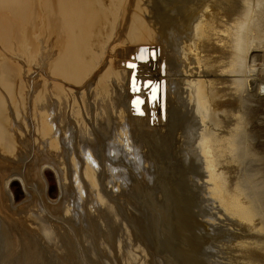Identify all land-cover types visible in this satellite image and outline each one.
<instances>
[{
  "label": "bare ground",
  "instance_id": "obj_1",
  "mask_svg": "<svg viewBox=\"0 0 264 264\" xmlns=\"http://www.w3.org/2000/svg\"><path fill=\"white\" fill-rule=\"evenodd\" d=\"M140 2L141 0H0V46L4 50L3 52H0V264H23L25 263V261L28 260V256H27L28 254L26 253L28 249L32 247V245L29 246L28 242L31 241L30 236L31 238L32 236L34 237L33 233L35 232L33 229H35L36 231V229L43 226L42 224L44 223L43 220L42 221L38 220L41 218L39 216L40 214L37 215L40 211L38 213L34 212V214L37 216V217H34L35 215L33 213L32 214L34 216H32L31 213L28 214L27 211L25 212L24 208H22L21 205L18 204L21 207H18L15 205V200H14L15 193H13L12 182H14L15 180H19L22 184L24 191L28 192L30 191L28 190L29 189L28 187L29 176H27L28 177L27 178L26 175L21 176V177L18 176L17 172H15L16 174L8 173V169H9L8 166H10L9 164L12 163L10 162L11 158L9 156H12L13 154V155H16L17 158L19 159L21 158L20 160H22V157L23 159H25L26 157L28 159V156H26L25 154L27 153L25 152L26 149L24 148V145L22 144L23 142H25V147H28L29 142H30L29 140L30 135L27 136L26 132L23 129L25 126H27L26 121L21 122V125L19 126L18 125L15 126V124H17L16 122H18L21 117L25 116L24 106H25V101L28 97L27 96L28 92L26 93L24 92L25 86H24V82L21 80V72H20L19 65L16 64L15 61L14 62L11 61L8 58L7 54H6L7 56H5L4 54L9 50L8 48L12 49L13 45L19 47L18 45L22 46L21 44H23V46L27 45L31 51L32 47H34V42L32 40L33 33H36V34L43 33L47 35L46 37L51 38L53 42L51 44H53V48L55 47L56 52H55V57L49 58L47 63L45 64L44 68L47 69V73L45 70L44 71L41 70L40 74L36 73L40 77V75L43 72L44 73L43 75L45 77L41 76L44 82H42L43 85L40 84L42 86L38 88L37 91L32 96L33 100L31 99L32 105L30 104L29 112H31V115H32L33 124L31 123V125L34 126V130H33L34 131L33 133H35L34 136L36 137L37 141L42 140L44 142L46 141V143H45V147L42 148L45 151L43 150L44 152L41 154L44 159L43 162L42 161L39 162V160L38 159L36 160V158L31 163L26 161L28 162L26 169L29 170V173L27 175L31 173L33 175H30V176H34V173L36 172L35 176L33 177L35 178L36 174L40 173V169L42 170V165L40 166L39 163L41 164L44 163L45 159H49L50 161H52L53 160V149L52 148H54L55 146H58V144L56 145L57 142L55 143L56 140L54 141V138H52V134H53L52 126L54 123L52 121L49 122V119L51 118H47L49 116L47 115L45 111L39 114L38 112H36V109L38 106H40L41 103H44L47 99H54L56 101V104L62 105V106L67 104L65 103L66 100L68 99L67 97H71V99L74 102V96L72 95L74 91L67 89L69 87L70 88L74 87L75 89H78L80 87L92 85V90L90 89L91 92L93 91L95 92V95H100V96H103L105 94L106 98L109 99L110 103L108 105L114 116H116L117 118L119 116L122 120L123 119L125 120L126 118L128 120L127 122L128 125L130 124L131 125L130 127L134 128L133 130L137 129V131L142 132L143 136L147 138L149 137L152 139H153L152 136L158 137V135H160L159 134L160 131L161 132L163 131L162 132L163 134L161 135H164V137L172 133L175 135V132L177 135V130L179 132V130L181 129L180 128L181 126H180V122L177 125L178 120L176 119L179 118L178 115L182 111L177 115L175 108L181 105V101L186 100L191 108V111H189V113L192 112V114H195L199 121V122H196L197 125H195V128L198 126V123H200V125L196 129H194L195 131H197V134H195L194 131H191L192 128L194 127V124H192L191 126L192 128H190L191 129L190 131L192 133L194 132V134H191V135H194L195 139L191 138L189 142L191 140H195L193 142L195 144L194 147L196 148L197 152H195L196 153L195 154V153H192L191 150H189V148L191 147L194 148L192 144H191V147H188L189 145L186 147L185 145L186 148H184V145H183L184 143L182 142L183 144H180V147L181 149L183 148L184 149L180 151L181 153H177V150L175 147L176 151H173L172 155L177 157V158L176 157L174 158L175 159L174 163L178 166L176 167L178 168L177 175L179 176L181 175L180 178L178 179L183 181L182 183L184 182L186 183V181L194 183L195 178L193 179V176L195 175V173L192 174V172L194 171L190 169L191 167L189 165H191V163H193L195 160L196 162L199 160V165H200L199 169H198V166L195 164V162L193 164L194 166L196 165V167L194 166L193 167L196 168L195 171L197 170L196 172H198V176H197L198 181L196 180V182H198L199 186L195 184L196 182L194 183V185H196L199 189L195 191L193 189V187L195 186L192 185L191 191H194L193 195H197L196 197L197 203L195 204L196 209L194 210L193 213H192L193 210L189 211L188 208H187V211H184L186 207L184 208V210H182L181 206L179 205V204L184 205L185 203H186L185 205H187V202L190 201L189 196H188L189 199L187 197L184 199L181 198V196L183 195L185 196H187V194L190 195V192H189L190 188L188 189L186 187V189H184V186L183 187L180 186L179 188H176L175 186L169 185V187L166 188L165 190L166 192L163 190V193L165 192L164 194H166L165 196H167V198L170 197L171 198L170 200H173L175 209L172 208L173 209L172 212L174 213V210H175V219L177 221V223L174 222L175 225L172 226V228L170 227L172 230L170 231L169 239H167L166 242L174 246L173 244L175 240L177 239L176 236L182 237L183 235V237L180 238L182 243L179 247L180 249L178 248L179 249L178 254L188 253L187 250L190 249V247L192 246L191 250H193L194 252L196 251L197 253L196 254L197 256H195L197 258H195V260L197 259V262L198 263L200 262L201 264H218V263L221 264V261L224 262L223 259H226V262L230 260L233 263L240 262V264H263L264 263L263 262L264 261L263 260L264 259V180L263 182L260 181L259 179L260 177L258 178L259 181L258 179L256 180L257 174H259L260 172L258 173L256 171L255 173L257 174H255L252 171L253 170L252 169L251 173L250 172L247 173L245 169L246 166L243 169L238 166V163H236L237 161L241 160V159L238 160V158H245L246 160V156H249L250 153H248L249 152L248 147H247V150H248L247 152H246V149H244L245 144L243 145L242 140L240 139L239 141L236 138V136L240 134V126H241L240 125L241 119L240 118H239L240 120L237 119V115H238L237 112L239 110L236 112V110H234L233 108H230L224 105V102H227L226 99L233 97L235 94H236L235 96L238 95L237 97H239L237 98L239 100V104L242 105L244 103L246 105L247 104L246 102H248L247 100H249V98H251V96L253 95L252 89L245 88L247 84V80H248L247 76L245 75L246 73L242 75L243 78L241 79H238L236 77H238L239 73L242 74V72H245L244 71V69L246 68L245 61H246L248 52L254 48L255 49L264 48V41L262 40L264 39V0H205L204 3H202L201 5L192 6L187 11H185L184 14L179 17L176 24L172 23L171 17H173L174 15V12H173L174 10L172 7H170L166 11H160V12L155 11L156 14L154 13V17L151 19V23L149 25L146 24V22L143 20L141 16L142 14H140V10H141ZM256 5L260 6L259 10H255L254 7ZM152 9L154 8L152 7ZM142 13L144 14V12ZM126 22H128V25L127 26L125 25V30L123 31V26ZM113 30L115 31L114 39L112 41H109L110 36H111L110 34L112 33ZM167 32H169L171 35H169V33ZM177 33L179 35L178 37L181 38L180 42L178 43L179 48H175V47L171 48V45H169L170 43L169 37L173 38L175 34ZM44 42H45V38H44ZM138 44H141L144 47L137 49L136 54L145 60V64L138 67L137 76H135V78H132L130 80V86H129L128 76L131 72V69L130 68L127 69L124 64H125V61L129 60L130 58L131 49L135 45H138ZM152 46L154 48L158 46L159 52H158V56H156L155 52L154 53L152 52L150 54V58H151L150 59L148 55V49L152 48ZM26 53H27L26 55L29 58L30 52L29 54L28 52ZM161 61H164V67H165V75L163 77V80L165 81L164 83V89H165L164 118H162L160 114L158 101L155 100V97H156L155 92L152 91L148 97L147 95H145V93L142 90V87H143L142 78L145 75V73L148 74L149 77L154 79L150 83V86H152V88H154L155 90L156 88L155 81L159 82L161 79L155 69H156V66L160 65ZM26 62L30 63L29 61H26ZM173 62L175 63L177 62V64L174 65ZM151 66L154 67V71L151 69ZM27 71L25 73H27ZM208 74H216L218 77L221 74H227L228 79H225L224 78L225 76L224 77L222 76L224 79H222L221 76L218 79H215V78L211 79L212 77L208 79L206 76ZM239 77L241 76L239 75ZM46 78L49 79V81ZM47 85H49V88ZM106 98L104 99L107 100ZM93 99H96V98H93ZM100 99H103V97ZM237 99H236V102L238 104ZM75 101L77 103L76 99ZM80 101H81V98H80ZM84 101L86 102V100ZM144 101H146V103H144V105L141 107ZM233 102L235 103V101H232V103ZM97 103L100 104V102H97ZM73 104L75 105V103ZM82 104H83V101H82ZM92 104H93V100H92ZM243 110H246V109H243ZM74 114L75 113L73 112L72 115ZM130 114L136 115V117L131 116ZM81 115L82 114H80V116ZM76 116L77 114L74 115V117ZM195 117L192 118V120L195 119ZM76 118H78V116ZM92 118H94V116ZM149 119H151V121L153 122L154 124L153 126L149 125ZM230 119H234V121L232 122ZM175 120L176 122H174ZM228 120L230 121L228 122ZM12 122L15 128L17 129H14V126H12L11 124ZM184 122L186 121L184 120ZM123 124H124L123 126L126 125L125 123ZM186 124H188V121L186 122ZM123 126L122 128H124ZM187 130H185V134ZM120 134L121 133L119 132V137H118L119 139L121 138ZM181 134L182 133L179 132V135L176 136L178 137L176 138V143L177 142L179 143L182 139L186 138V136L184 135L181 136ZM84 135L86 134L84 133ZM149 135H152V136H149ZM188 135L190 136V134ZM170 136L168 137L170 138ZM241 136L240 138H242ZM161 137L163 138V136ZM246 138L247 137H245V139ZM167 140L168 139H166V141ZM126 141H127V138H126ZM160 141L161 140H159L158 142ZM32 142L34 144L35 142L34 137H32ZM156 142H157V139H156ZM42 143L43 142H41L40 144ZM120 143H122L121 140L118 141V144L120 145V148L123 153L125 152L126 144L128 148L131 147L128 144L129 142L125 143V140H124L125 144L123 143V145H121ZM166 143L167 142H165V144ZM42 145H44V143ZM85 145L86 144H84L83 146ZM20 148L22 149L24 148L25 153L22 152ZM131 148L129 149L131 150ZM85 151L86 153H88L87 148H85ZM165 151H168V150H165ZM236 151H238L239 154L238 153L236 154L235 153ZM126 153H127V149H126ZM164 153H165L164 155H166V152ZM128 154L130 156H133V159L135 158L134 157L135 154L132 155V152L131 154L130 153ZM156 154H158V152ZM84 157L85 156H83V159ZM88 157L89 159H91V162H88L87 160L85 161L84 159L83 161L85 162L80 164L81 165L79 169L80 176L77 177V187L81 186L83 188V182L88 183L89 186L88 187L86 186L87 187L86 190L88 193H90L89 197L91 196V199L92 197L95 198V201L97 203L98 202L102 203V200L97 194V189H96V184H95L96 182L94 178L95 172L93 171V166H94L93 162L95 161L93 160L92 153L91 154L88 153ZM154 157H157V156H154ZM127 158H129V156ZM167 158L169 157L167 156ZM189 158L195 159V160H193V162L191 161V163L189 164L188 163ZM108 159L109 158H107V160ZM17 160L15 162H17ZM167 160L169 161V159ZM247 160L249 162V159ZM109 161L111 160L109 159ZM180 161L181 162L183 161V162L180 163ZM45 162H48V161L46 160ZM76 162H78V160ZM111 162H108V163H111ZM243 162L240 161V164L242 163V166H243ZM235 164H237L238 168H240L241 170L235 167ZM109 166L111 165L109 164ZM187 166L189 167L186 168ZM11 167L13 166L11 165ZM113 167L115 168V166ZM200 168H201V171H200ZM249 168L250 167H248V169ZM239 171H240V174H239ZM248 171H250V169ZM253 174H255L256 178H254L255 176ZM30 179H32V177ZM37 180H34V181H36L37 183ZM41 182L43 183L42 180ZM41 182H40V186L42 185ZM190 184L191 183H189V186ZM187 189H188V192H187ZM159 192H161V190ZM31 194L32 193H30V196H32ZM40 195L42 196V194ZM179 195H181L180 198L182 201L179 200L180 199ZM161 196H163V194H161ZM167 198L164 197L163 200L162 198L160 199L163 202L164 199L167 200ZM31 199L33 198L31 197ZM27 202L28 201L26 200V203ZM29 205L30 204H28V206ZM166 205H167V202H166ZM108 206L110 205L103 206V207H106L104 208L106 211V217H108L110 215L109 213L112 212ZM165 208L167 209V206ZM157 213L159 214V212ZM162 213H163L162 215L165 216L164 211H162ZM51 214L52 212L49 215ZM172 214H170L171 217H172ZM38 216L40 218H38ZM153 217H155L153 218L155 221H158L156 220V216H153ZM150 218H151V215H150ZM167 218L168 217H166L165 219ZM54 219H55V216H54ZM38 221H40L41 224H39L40 222L38 223ZM34 223H36V227H34L35 226ZM45 223H49V222L45 221ZM38 225H41V226L38 227ZM229 226H231L232 230L231 228H227ZM43 227L45 229V227H48V224ZM217 227H223L225 229V232L232 231V233L226 234L224 233V231H220L219 229L217 230ZM118 228L120 229L119 223L116 221L115 222L111 221L109 222V229L107 233L109 234V236L113 237V233L116 234L118 232ZM156 228H158V231H160L159 230L160 226L159 227L157 226ZM156 228L154 229L151 228V232L154 230L157 231ZM52 230L54 229L52 228ZM54 231L56 232V230ZM146 231L144 232V234L146 233ZM49 232L50 230L48 231V234ZM55 232L51 231V233H55ZM57 232H56V235H57ZM157 232H154V233H157ZM186 232L189 234L186 235ZM259 232H262L263 234L260 236ZM153 234L152 236L157 238ZM161 234H162V231H161ZM163 235L165 234L163 233ZM150 236H151V233H150ZM166 236L168 235L166 234ZM64 237L66 238V235ZM55 238L56 237L54 236V239ZM122 238L118 237L119 240ZM164 238H163V241H164ZM151 239L153 238L151 237ZM26 240H30V241L27 242ZM59 240L61 241V239ZM34 241H37V240H34ZM195 241L198 243L197 248H196V245L194 246ZM108 243H109V240H108ZM118 244L120 245V243ZM164 245L165 243H163V247L161 249L164 248ZM188 245L190 247H188ZM128 247L129 246H127L125 249L126 254H124L123 251H122V255L120 254L122 258V263L120 262V264H145L143 260L144 258L142 259L143 255L142 257H139L138 255L139 253H141V251L139 250L138 252L136 248V250L132 249V252H131V249L127 250L130 248ZM159 247L161 246L159 245ZM201 247L203 249H201ZM167 252H165V254ZM192 253L193 252H191L190 254ZM168 256L166 255V258ZM190 256L191 255H188L189 258ZM183 257L180 259H183ZM189 258L187 260H189ZM154 260L156 259L154 258ZM166 260H168V258ZM236 260L238 262H236ZM189 261L185 262L183 260L185 264L188 263Z\"/></svg>",
  "mask_w": 264,
  "mask_h": 264
},
{
  "label": "rangeland",
  "instance_id": "obj_2",
  "mask_svg": "<svg viewBox=\"0 0 264 264\" xmlns=\"http://www.w3.org/2000/svg\"><path fill=\"white\" fill-rule=\"evenodd\" d=\"M204 1L203 0H141V2H140V4H141L140 6L141 7L139 6L140 9H141L140 10V14H142L141 16H142L143 20L146 22V24L149 25L151 23V19L154 17V13L156 14V12L166 11L167 9L172 7L173 10H174L173 11L174 15H173V17H171V20H172L173 24H176L177 20L179 19V17L182 16L185 11H187L192 6L201 5L202 3H204ZM152 7L154 9H152ZM259 7H260L259 5H256L254 8H255V10H259ZM142 12H144V14L146 12V14L144 15ZM254 17H256V16H254ZM125 25L127 26L128 22H126L124 24L123 31L125 30ZM167 33H169V32H167ZM35 35H37V36H35ZM110 35H109L110 36L109 41H112L114 39L115 31L113 30ZM169 35H171V34L169 33ZM46 36L47 35H45L43 33L42 34L33 33L32 34V40L34 42V47H32L31 51H30V48L27 45L23 46V44H21L24 48L22 46H20V45H18L19 47L13 45L12 49L8 48L9 50L6 53L4 52L5 56L8 55V58L11 61H13V62L15 61L16 64L19 65L20 72H21V80L24 82V86H25L24 92L25 93L28 92V94H27V96H28L27 99L28 100L26 99L25 106H24L25 107V116L21 117L19 119V121L16 122L17 124H15V126L16 125L19 126V125H21V122L26 121V125L27 126H25L23 129L26 132L27 136L30 135L29 136L30 142H29L28 147H25V142H23L22 145H24V148L26 150L24 148L23 149L20 148V150H22V152H24V150H25V152H27V153H25V152L24 153L26 154V156H28V159H27V157L26 158L24 157L25 159H23V157H22V160H20L21 158L19 159V158L16 157V155H13V154H12V156H9L12 159L11 160L9 158L10 162H12V163L9 164L10 166H8V168H9L8 169V173L16 174L15 172H17V175L20 176V177L24 176V175H26V177L29 176V180H28L29 189L28 190H30V191H28L29 194H28V192H25L23 187H22V184H21V182L19 180H15L14 182H12L13 193H15V198H14L15 205L18 206V207L22 206V208H24V211L25 212L27 211L28 214L29 213H31V214L33 213L34 214V212L38 213L40 211L37 215L40 214L39 216L41 218L38 216V218H40L38 220H41V221L43 220L44 223H45V221L50 223V224L49 223H45V224L43 223L42 224L43 226L48 224V227H45V229L41 225H38V227H40V226L41 227L36 229V231H35V229H33L34 232H35V233H33L34 237L32 236V238H31V236H30V240L31 241L30 240H26L27 242L30 241V242H28V244H29V246L32 245V247H30L28 249V251L26 253V254H28L27 255L28 256V260H26L25 263H23V264H50V263L51 264H120V262L122 263V258H121L122 251H123L124 254H126L125 249H126L127 246L130 247V248L128 247L129 249H127V250L131 249V252H132V249L136 250V248H137L138 252L140 250L142 254L141 253H139V254L137 253V254L139 255V257H142V255H143L142 259L144 258L143 260H144L145 264H171V263L172 264H182V263L185 264V262L189 261L190 259L191 260L188 263H186V264H191V263L192 264H196V263H198L197 259L195 260V258H197V257H195V256H197L196 255L197 253H196V251L194 252L193 250H191L192 246L190 247L188 245V247H190V249L187 250L188 253H185V254L180 253V254H178V250L180 249L179 247H180V245L182 243L180 238H182L183 235H182V237L176 236L177 239L175 240L174 244L171 242L174 246H172V245H170V244H168L166 242L167 239H169V235H170V231L172 230L171 229L172 226H174L175 223H177V221L175 219V210H174V213L172 212L173 209H175L174 208V204H173V200H170L171 198L170 197L167 198V196H165L166 194H164L166 192L165 191L166 188H168L169 185L175 186L176 188H179L180 186H182V187L184 186V189H186V187L188 189L190 188V190H189L190 195L189 194H187V196H185V195L181 196L182 194L179 195V198L181 196V198H183V199L186 198V197L189 199V197H190V201L187 202V205H185L186 203L184 205L179 204L181 206L182 210H184V208L186 207L184 211H187V208H188L189 211L193 210L192 211V213H193L194 210L196 209L195 204L197 203L196 202L197 195H193L194 191H191V190H192V185H194V183L198 179V177H197L198 176V172H196L197 170L195 171L196 168H194V167H196V165H197L198 169H199V167H200L199 160L196 162L195 159H190V158H189L190 160L188 159V163L189 164L191 163V161L193 162V160H195L194 161L195 164H196L195 166L193 165L194 162L191 163V165H189L191 167L190 169L192 171H194V172H192V174L195 173V175H194L195 177L193 176V179L195 178L194 179L195 180L194 183L193 182H187V181H186V183L185 182L182 183L183 181L178 179V178H180L181 175L180 176L177 175L178 174V168H176V167H178V166L174 163L175 162L174 158L176 156L172 155V152L176 151V150H177V153H181L180 151H182L188 145H189L188 147H191V144L193 145V147L195 146V144L193 142L195 140H191L190 142H192V143H190L189 140L191 138L195 139V136L191 135V134H194V132H195V134H197V131H195L194 129H196L200 125V123H198V126L195 128V125H197L196 122H199V121H198L197 116L195 114H192V112L189 113V111H191V108H190V106H189V104L187 103L186 100L181 101V105L179 107L177 106L175 108V110L177 112V115L182 111L178 115L179 118L177 117L178 119H176V120H178L177 121V125L180 122V126H181L180 128L181 129L179 130V132L182 133L181 136L182 135L186 136V138L182 139L179 143L178 142L176 143V138H178L176 136L179 135L178 130H177V135H176V132H175V135L172 133L173 135L170 134L172 136L167 135V136L164 137V135H161V134H163L162 133L163 131L162 132L160 131L159 134L161 136H163V138L160 135H158V137H154L152 135H149V136H152L153 139L149 138V137L147 138V137L143 136L142 132L137 131V129L133 130L134 128L130 127L131 126L130 124L128 125V123H127L128 120L126 118H125L126 121L124 119H123L124 120L123 121L119 116H118L119 119L116 116H114L112 114V112H111V109H110L109 105H108L110 103L109 99L106 98L105 94L103 96H100V95H95V92H93V91L91 92L92 85L80 87L78 89H75L74 87H71V88H73V89H71L69 87L67 89H70V90L74 91L73 94H72L74 96V102L71 99V97H67L68 101L66 100L65 103H67V104L64 105L65 106L64 107L62 105L56 104V101L54 99H47L44 103H41L40 106H38V107L36 106L37 109L35 108L36 112H38L39 114H41L42 112L45 111L47 113V115L49 116L47 118H51V119H49V122L52 121L54 123L53 126H52V128H53L52 129V133H53L52 134V138H54V141L56 140L55 143L57 142L56 145L58 144V146H55L54 147L55 149L52 148L53 149V160H52L53 163L49 159H45V161L47 160L48 162L44 161V163H42V164L39 163L40 166L42 165V170L40 169V173L36 174L35 178H33V177L35 176L36 172L34 173V176H30V175H33L31 173L29 175H27L29 173V170L26 169V167L28 165V162L31 163L35 158H36V160L38 159L39 162H41V161L43 162V160H44L43 156L41 154L45 151L42 148L45 147L46 141L45 142L42 141V140L37 141L36 137L34 136V134H35V133H33L34 132L33 131L34 130V126L31 125V123L33 124L32 115H31V112H29V111H30V104L32 105V101H31V99L33 98L32 96L37 91V89L40 88L43 85L42 82H44V80L42 79V77H45L43 75L44 73L42 72L40 77H39L38 74H40L41 70H43V71L45 70L46 73H47V69L44 68L45 64L47 63L49 58L55 57L56 50H55V47L53 48V44H51V43H53L52 39L49 38V37H46ZM178 36L179 35L177 33V34H175V36L173 38L169 37V40H170L169 45H171V48L172 47L179 48L178 43L180 42L181 38H179ZM44 38H45V42H44ZM182 39H183V37H182ZM262 40L264 41V39H262ZM35 45H37L38 47L35 46ZM1 49H2V51H1ZM3 51H4L3 48L0 46V52H3ZM26 52H28V54L30 52L29 58L26 55L27 54ZM31 59H32V61H31ZM26 61H29L30 63H28ZM173 63H174V65L177 64V62L176 63L173 62ZM245 64H246V68L244 69L245 72H242V74L239 73V75L241 77H239V75H238V77H236V78L241 79V78H243L242 75H244V73H246L245 75L248 78V80H247L248 86L246 84L245 88L252 89V94H253L251 96V98H249V100H247L250 103V105H249L248 102H246L247 103L246 105L243 103L244 104V105L242 104L243 106L241 104H239V100L237 99L239 97H237L238 95L235 96L236 94L233 96L235 98L230 97L229 99H226L227 102H224V105H226V106H228L230 108H233L234 110H236V112L239 110L237 112L238 115L240 114L239 116L237 115V119L238 120L241 119L240 120V125L241 126L239 125L240 126V134L239 135L240 136L242 135L241 136L242 138L245 135H246L245 137H247L246 139L244 137L243 138L244 141H243V139L240 138L239 135H238L239 138H238V136H236V138L239 141H240V139L242 140L243 145L245 144L244 145V149H246V152L249 150L248 153H250L249 156H246V160H245V158H238V160L239 159H241V160L237 161L236 163H238V166L240 168H243V169L246 166L245 169H246L247 173H249V172L251 173L252 169H253L252 171L254 173L256 171L258 173L260 172L261 174L260 173L259 174L255 173V174H257V178H256L255 174H253V175L255 176L254 178H256V180L260 177L259 178L260 181L263 182V180H264V48H260V49L259 48H256V49L254 48V49L250 50L248 52V54H247ZM248 70H249V72H248ZM26 71H27V73H25ZM36 73H38V74H36ZM206 76H207L208 79H210L211 77H212L211 79H214V78L218 79V78H220V76H221L222 79H224V78L228 79L227 74H221V75H219V77L216 74H208ZM222 76L223 77L225 76V77L223 78ZM39 78H41L42 80L39 79ZM47 80L49 81V79H47ZM40 84H42V85H40ZM47 86L49 88V85H47ZM86 87H88V88H86ZM81 89H83V90H81ZM89 92H90V94L91 93L92 94L90 95ZM81 94H83L84 97ZM78 96H80V97H78ZM92 97L96 98V99H93ZM102 97H103V99H100ZM80 98H81V101H80ZM104 98H106L107 100H105ZM69 99H70V101H69ZM75 99L77 100V103H76ZM236 99L238 100L239 106H238V104L236 102ZM84 100H86V102ZM89 100H90V102H89ZM92 100H93V104L94 105L92 104ZM82 101H83V104H82ZM232 101H235V103L234 102L232 103ZM94 102H96V103H94ZM97 102H100V104L97 103ZM8 103H9V101H8ZM73 103H75V105ZM42 104H44V105H42ZM26 105H27V107H26ZM71 105H72V107H71ZM240 105H241V107H240ZM74 107H75V109H74ZM38 108H39V110H38ZM57 108H58V110H57ZM242 108L246 109V110H243ZM40 110H41V112H40ZM71 110L75 113L74 115L77 114L78 118H76L77 116L74 117V115H72L73 112ZM80 110H82V111H80ZM79 112H80V114H82L81 116H80ZM93 116H94V118H92ZM97 117H98V119H97ZM115 117H116V119H115ZM194 117H195V119L192 120V118H194ZM80 118H81V120H80ZM186 118H187V120H186ZM85 119H87V120H85ZM76 120H77V122H76ZM176 120L174 122H176ZM184 120L186 122L188 121V124H186V122H184ZM230 120L232 122L234 121V119H230ZM230 120H228V122ZM28 122H30V123H28ZM181 122H182V124H181ZM78 123H80V124H78ZM123 123H125V124L127 123V124L125 126H123L124 125ZM11 124H12V126H14L13 122ZM59 124H60V126H59ZM192 124H194L193 128L191 127ZM186 125H188V126H186ZM15 126H14V129H17V128H15ZM22 126H23V124H22ZM122 126L124 128H122ZM183 128H184V130H183ZM190 128H192V130ZM30 129H31V131H30ZM187 129H189V130H187ZM185 130H187L186 134H185ZM190 130L194 131V132L192 133ZM122 131L124 132V134H123ZM135 131H136V133H135ZM119 132L121 133L120 134V137H121L120 139L118 138L119 137ZM84 133L86 135H84ZM155 134H157V133H155ZM188 134H190V136ZM168 136H170V138ZM32 137H34V140H35V142L37 144L35 142L33 144ZM126 138H127V141H126ZM57 139L59 140V142H58ZM156 139H157V142L159 140H161L160 141L161 143L160 142L157 143ZM166 139H168V140L171 139V140H169V141L167 140L166 141ZM116 140H118V141L121 140V142H122V143H120L121 145H123L124 140H125V143L129 142L128 143L129 146L132 147V148L129 147V148H131V150L127 147V144H126V147L124 145L125 152L123 153L121 148H120V145L118 144V141H116ZM153 140H155V141H153ZM41 142H43L44 145H42L43 143L40 144ZM114 142H115V144H114ZM165 142H167V143L165 144ZM185 142H186V144H185ZM84 144H86V145L83 146ZM180 144L184 145V148L182 147L183 149H181ZM169 145H170V147H169ZM185 145H186V147H185ZM162 146H164V147H162ZM171 146L173 147V149H172ZM106 147H107V149H106ZM118 147H119V149H118ZM152 147L153 148L155 147L157 150L155 148L153 149ZM175 147H176V150H175ZM247 147H248V150H247ZM85 148L88 149L87 152L89 154L92 153L93 160L95 161V162H93L94 166L92 165L93 166V171L95 172V173L94 172L93 173L95 174L94 178H95V182H96L95 184H96L97 194L100 197V199L102 200V203H99V202L97 203L95 201V198L92 197V199H91V196L89 197L90 193H88L87 190H86L87 187L89 186L88 183H84L83 182V188L81 186L77 187V177L80 176V173H79V169L81 167L80 164H82L86 160L88 162H91V159H89L88 153H86ZM191 148H189V150H191L192 153L197 152L195 147L192 148V149ZM32 149L34 150V152H33ZM126 149H127V153H126ZM165 150H168V151H165ZM193 150H195V151H193ZM238 151H239V149H238ZM238 151H236L235 153L237 154ZM131 152H132V155L135 154L134 155V157H135L134 159H133V156H130L128 154V153L131 154ZM157 152H158V154H156ZM164 152H166V155H164L165 154ZM28 153H30V154H28ZM81 154L82 155L84 154L83 156H85L84 157L85 161H83L84 159H83V156ZM69 155H70V157H69ZM109 155H110V157H109ZM128 156H129V158H127ZM154 156H157L158 158L154 157ZM167 156L169 158H167ZM105 157H106V159H105ZM163 157L164 158L166 157V158L164 159ZM15 158H17L18 160L15 159ZM107 158H109L115 165L111 161H109V159L107 160ZM167 159H169V161ZM247 159H249V162H248ZM16 160H17V162H15ZM77 160H78L79 163L76 162ZM146 160H147V162H146ZM26 161H28V162H26ZM69 161H71V162H69ZM165 161H167V162H165ZM240 161L241 162L244 161L243 162V166L244 167L242 166V163L240 164ZM245 161H246L247 164L245 163ZM49 162H51V163H49ZM108 162H111V163H108ZM182 162L180 161V163H182ZM104 163H106V164H104ZM67 164H69V165H67ZM95 164H96V166H95ZM109 164L111 166H109ZM118 164H120V165H118ZM11 165L13 167H11ZM247 165H248V167H250L249 168L250 171H248L249 169H248ZM113 166H115V168L117 170ZM189 166H187L186 168H188ZM238 166H237V164H235V167L238 168ZM192 167H193V169H192ZM61 168H63V169H61ZM240 168H238V169L241 170ZM26 170H27V172H26ZM68 170H70L71 172L68 171ZM200 171H201V168H200ZM237 173H238V171H237ZM239 174H240V171H239ZM128 175H129V177H128ZM31 177H32V179H30ZM176 178H177V180H176ZM261 178H262V180H261ZM33 179L34 180L39 179L40 181L37 180V183H36V181H34ZM259 179H258V181H259ZM41 180L43 181V183L41 182ZM102 181H104V182H102ZM40 182L42 183L41 186H40ZM189 183H191L190 184L191 187L189 186ZM195 184L197 186H199L198 182H196ZM196 185H194V186L197 187ZM115 187H116V189H115ZM195 187H193V189L195 191H197V189H199V188L198 187L195 188ZM163 188H165V189H163ZM159 189L161 190V192H159L160 191ZM188 189H187V192H188ZM163 190L165 191L164 193H163ZM103 191H104V193H103ZM79 192H80V194H79ZM26 193H27V195L29 197L26 195ZM30 193H32L31 194L32 196H30ZM40 194H42V196ZM161 194H163V196H161ZM78 196H79L80 200H79ZM87 196H88V198H87ZM114 196H115V198H114ZM31 197L33 199H31ZM164 197L167 198V200L164 199V201L167 202V205H166V202L163 201L164 204L162 202ZM160 198H162V200ZM181 198L179 199L180 201H182ZM62 199H64V200H62ZM26 200L28 201L27 203L30 204L29 206L26 203ZM24 201H25V203H24ZM191 201L194 202V203H192ZM21 202H23V203H21ZM83 202H85V203H83ZM94 202H96L97 204L94 203ZM169 203H170V205H169ZM18 204L21 205V206H19ZM100 204H102V205H100ZM103 204L106 205V206L110 205L108 207H109V209L112 212L110 211L111 213H109L110 215L108 217H106V211L104 209L106 207H103L104 206ZM155 204H157L158 206L155 205ZM46 205H48L49 208ZM96 205H98V206H96ZM161 205H162V207H161ZM165 205L167 206V209L165 208L166 207ZM26 206H28V207H26ZM93 206H95V207H93ZM32 208L34 209V211H33ZM36 208H37V210H36ZM30 209H32V210H30ZM47 209H48V211H47ZM49 209H51V210H49ZM28 211H30V212H28ZM50 211L52 212L53 215L52 214L49 215L51 213ZM162 211H164L165 216L162 215L163 214ZM157 212H159V214ZM152 213H153V215H152ZM33 214H32V216L35 215V214L34 215ZM155 214H157V215H155ZM170 214H172V217H171ZM150 215H151V218H150ZM158 215H160V216H158ZM51 216H53V217H51ZM54 216H55V219H54ZM119 216H121V217H119ZM153 216H156V220H158L160 222L155 221L153 219L155 217H153ZM34 217H37V216L35 215ZM161 217H163V218H161ZM164 217L165 218L168 217V218L165 219ZM113 218H115V219H113ZM44 219H46V220H44ZM108 221L109 222H111V221L115 222L116 221V222L119 223V226H120V229L118 228V232L116 234L113 233V237L109 236V234L107 233V231L109 229V222ZM163 221H164V223H163ZM39 222L40 221H38V223ZM34 224H35L34 227H36V223H34ZM39 224H41V222ZM156 225L158 227L160 226V228H161V229L159 228L160 231H158V228H156L157 227ZM52 228L54 230H56V232L58 231L57 235H56V232L54 230H52ZM145 228H147V229H145ZM151 228H153V229L156 228V230L158 232L155 231V230L151 232ZM227 228H231V226H229ZM218 229L220 231H224V233H226V234L232 233V231L231 232H225V229L223 227H217V230ZM45 230H47V231H45ZM49 230H50V232L48 234ZM231 230H232V228H231ZM51 231L55 232V233H51ZM59 231H61V232H59ZM145 231H146L145 234L148 235V236H146L144 234ZM161 231H162V234H161ZM39 232H41V233H39ZM44 232H46V233H44ZM154 232H157V233H154ZM59 233H60V235H59ZM123 233H125V234H123ZM150 233H151V236H150ZM163 233L165 235H163ZM35 234H37V235L39 234V235L37 236ZM47 234H48V236H47ZM53 234L56 237L55 239H54ZM152 234L155 235L157 238L153 237ZM166 234L168 236H166ZM187 234H189V233L186 232V235ZM262 234H263L262 232H259L260 236ZM63 235L64 236L66 235V238L68 240ZM40 237H41V239H40ZM118 237H120V238L123 237V238L120 239L121 240L120 241L118 239ZM151 237L153 239H151ZM48 238H50L51 240L48 239ZM106 238H107V240H106ZM163 238H164L165 242L163 241ZM59 239H61V241ZM34 240H37V241H34ZM108 240H109V243H108ZM176 242H177V244H176ZM118 243H120V245ZM121 243H122V245H121ZM163 243H165V245L170 250L165 245H164V248L161 249L163 247ZM155 245H157L158 247L155 246ZM159 245L161 247H159ZM195 245H196V248H197L198 243L196 241L194 242V246ZM170 246L172 247V249H171ZM50 247H52V248H50ZM63 248L65 249V251H64ZM157 249L160 250V251H158ZM201 249H203V248L201 247ZM165 250H167L168 252L165 251ZM107 251H109V252H107ZM173 251H174V253H173ZM42 252H43V254H42ZM165 252H167V253L165 254ZM191 252H193V253L190 254ZM158 255L160 256V258L161 257L162 258L160 259ZM166 255L170 256V257L169 256L167 257L168 260H166L167 259ZM188 255H191L190 258L188 257ZM192 255H193V257H192ZM156 256H158V257H156ZM174 256H175V258H174ZM183 256H185V257H183ZM186 256H187V258H186ZM176 257H177V259H176ZM182 257H183V259H180ZM111 258H112V260H111ZM154 258L156 260H154ZM188 258H189V260H187ZM51 259H52V261H51ZM178 259H180V260H178ZM183 260L185 262H183ZM223 260H224V262L221 261V264H226V263L227 264H229V263L232 264L233 263L230 260H228L227 262H226V259H223ZM236 262H238V261L236 260ZM238 263L240 264V262H238ZM238 263H235V264H238ZM198 264H201V263L199 262Z\"/></svg>",
  "mask_w": 264,
  "mask_h": 264
},
{
  "label": "water",
  "instance_id": "obj_3",
  "mask_svg": "<svg viewBox=\"0 0 264 264\" xmlns=\"http://www.w3.org/2000/svg\"><path fill=\"white\" fill-rule=\"evenodd\" d=\"M144 46L141 44L135 45L132 49H131V55L129 60L125 61V67L128 69H131V72L128 76V83L130 86V80L132 78H135V76H137V71H138V67L141 65L145 64V60L142 59L139 55L136 54V50L143 48ZM156 53V56H158V52H159V48L158 46H156L155 48L152 46V48L148 49V55L150 58V54L151 53ZM151 59V58H150ZM154 63V61H153ZM129 65H132V67H129ZM151 69L154 71V67L151 66ZM156 72L159 75V77L161 78L159 82L155 81L156 84V88L154 90V88H152V86H150V83L152 82L151 77H149L148 74L145 73V75L143 76V81H142V90L145 93V95H147L149 97L150 93L153 91L155 92V100L158 101V105H159V110H160V114L162 116V118H164V110H165V97H164V93H165V89H164V83L165 81L163 80V77L165 75V67H164V61H161L159 66H156ZM148 75V76H147ZM138 82V81H137ZM147 84V85H146ZM145 85V86H144ZM144 103H146V101H144L141 105V107L144 105ZM131 116H135L133 114H130ZM149 125L153 126V122L151 121V119H149Z\"/></svg>",
  "mask_w": 264,
  "mask_h": 264
},
{
  "label": "snow or ice",
  "instance_id": "obj_4",
  "mask_svg": "<svg viewBox=\"0 0 264 264\" xmlns=\"http://www.w3.org/2000/svg\"><path fill=\"white\" fill-rule=\"evenodd\" d=\"M129 67H132V65H129Z\"/></svg>",
  "mask_w": 264,
  "mask_h": 264
}]
</instances>
